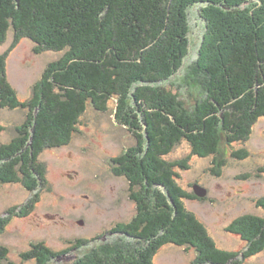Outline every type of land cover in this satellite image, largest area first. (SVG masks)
I'll return each mask as SVG.
<instances>
[{
	"label": "trees",
	"instance_id": "trees-1",
	"mask_svg": "<svg viewBox=\"0 0 264 264\" xmlns=\"http://www.w3.org/2000/svg\"><path fill=\"white\" fill-rule=\"evenodd\" d=\"M197 3H205L200 16L206 30L187 74L200 81L204 96L188 108L164 83L188 54V10ZM253 3L0 0V45L12 32L11 47L28 38L36 53L62 52L24 100L8 76V51L0 52V107L26 111L16 136L0 143V182L21 183L35 193L20 213L29 211L48 181L42 152L69 144L89 109L108 112L114 102L115 120L136 139L135 146L113 159L114 173L128 179L137 213L112 231L129 240L103 242L76 264H154L156 253L168 244L193 248L191 264H238L264 250V196L256 202L261 214L241 215L227 226L244 248L223 249L186 205L201 198L195 184L193 191L180 185L189 158L167 159L186 140L193 155L215 156L212 171L220 175L226 164L220 159L222 145L246 141L264 118V0ZM248 155L244 148L233 153L238 159ZM5 222L0 219V229ZM7 251L0 248V257ZM22 255L45 264L58 252L38 243Z\"/></svg>",
	"mask_w": 264,
	"mask_h": 264
},
{
	"label": "rangeland",
	"instance_id": "rangeland-1",
	"mask_svg": "<svg viewBox=\"0 0 264 264\" xmlns=\"http://www.w3.org/2000/svg\"><path fill=\"white\" fill-rule=\"evenodd\" d=\"M253 1L256 4L260 0ZM204 6L205 3H197L189 8L188 54L178 71L164 83L188 108L204 96L200 81L187 74L198 57L206 30L200 16ZM13 41L11 32L0 45V52L8 51V76L24 100L31 97L33 86L47 65L61 57L62 52L36 53L32 40L23 38L11 47ZM113 108L114 102L108 112L89 109L69 144L42 152L40 159L47 166L48 181L37 190L39 198L28 212L20 213L21 207L35 193L27 191L21 183L0 182V219L7 220L0 229V248L8 250L6 257H0V264H39L36 259L22 255L38 243L58 252L45 264H76L86 252L103 242L129 240L122 233L109 234L112 227L130 221L137 213L128 179L114 173L113 163L115 157L136 145V139L124 125L117 123ZM25 119L26 111L22 108L0 107V143L12 140L16 127ZM241 148L249 155L235 158L233 153ZM221 151L220 159L224 158L226 164L220 175L212 171L215 156L193 155L186 140L177 144L167 159L189 158V168L182 171L180 185L193 191V184L199 183L207 189V195L186 200L187 207L205 223L219 247L241 251L245 243L229 232L227 226L241 215L262 213L256 202L264 196V118L253 126L246 141L225 143ZM12 208L17 210L7 214ZM77 240L90 242L78 248L74 245ZM195 256L193 248L168 244L156 253L154 264H191ZM238 264H264V250Z\"/></svg>",
	"mask_w": 264,
	"mask_h": 264
},
{
	"label": "water",
	"instance_id": "water-1",
	"mask_svg": "<svg viewBox=\"0 0 264 264\" xmlns=\"http://www.w3.org/2000/svg\"><path fill=\"white\" fill-rule=\"evenodd\" d=\"M194 191L197 194V196L204 198L207 195V189L199 184L194 185Z\"/></svg>",
	"mask_w": 264,
	"mask_h": 264
},
{
	"label": "flooded vegetation",
	"instance_id": "flooded-vegetation-1",
	"mask_svg": "<svg viewBox=\"0 0 264 264\" xmlns=\"http://www.w3.org/2000/svg\"><path fill=\"white\" fill-rule=\"evenodd\" d=\"M114 165H115V164H114ZM112 229H113V227L111 228L109 234H111V232H112V233H115V232L112 231ZM35 245H36V244H33V245L31 246V248H32L33 246H35ZM32 259H35V258H32Z\"/></svg>",
	"mask_w": 264,
	"mask_h": 264
}]
</instances>
